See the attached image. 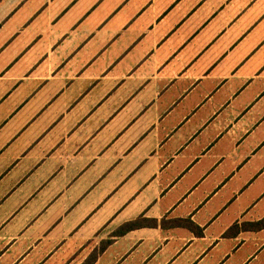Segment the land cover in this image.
<instances>
[{
    "label": "crops",
    "instance_id": "obj_1",
    "mask_svg": "<svg viewBox=\"0 0 264 264\" xmlns=\"http://www.w3.org/2000/svg\"><path fill=\"white\" fill-rule=\"evenodd\" d=\"M0 264H264V0H0Z\"/></svg>",
    "mask_w": 264,
    "mask_h": 264
}]
</instances>
